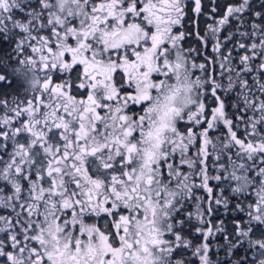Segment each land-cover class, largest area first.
I'll return each mask as SVG.
<instances>
[{
    "label": "snow or ice",
    "instance_id": "6c2138e0",
    "mask_svg": "<svg viewBox=\"0 0 264 264\" xmlns=\"http://www.w3.org/2000/svg\"><path fill=\"white\" fill-rule=\"evenodd\" d=\"M0 264H264V0H0Z\"/></svg>",
    "mask_w": 264,
    "mask_h": 264
}]
</instances>
